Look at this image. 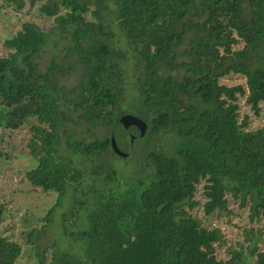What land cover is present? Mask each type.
<instances>
[{
  "label": "trees",
  "instance_id": "16d2710c",
  "mask_svg": "<svg viewBox=\"0 0 264 264\" xmlns=\"http://www.w3.org/2000/svg\"><path fill=\"white\" fill-rule=\"evenodd\" d=\"M4 1L17 10L39 2ZM38 9L52 17L48 28L26 20L4 39L11 50L0 54V124L16 128L35 119L29 145L37 163L26 177L55 192L45 219L67 194L73 203L60 212L64 234L81 242L53 253L49 264H264L255 243L252 263L240 250L219 258L215 243L223 234L213 222L232 213L230 196L249 203L251 219L264 217V122L253 129L247 115L239 118V97L257 115L264 100V0H44ZM54 33L69 39L67 52L80 63L78 82L68 89L51 80L63 69L56 57L45 70L37 61ZM130 47L139 69L135 95L122 106L119 58ZM230 73L244 82H222ZM123 113L145 119V134L169 129L175 138L170 152L147 151L146 175L123 184L111 162L81 166L61 152L65 145L88 158L106 154ZM69 120L100 122L103 136L77 138ZM200 182L202 215L191 211L200 204ZM79 208L83 225L69 230ZM21 250L0 234V264H14Z\"/></svg>",
  "mask_w": 264,
  "mask_h": 264
},
{
  "label": "rangeland",
  "instance_id": "374dc122",
  "mask_svg": "<svg viewBox=\"0 0 264 264\" xmlns=\"http://www.w3.org/2000/svg\"><path fill=\"white\" fill-rule=\"evenodd\" d=\"M44 0H39L32 6L26 2L20 10L7 5L4 0H0V54H9L10 48L4 44V39L21 27L23 21L32 20L43 28H48L52 23V17L39 11L38 5ZM248 10L247 8L245 9ZM90 17V14L87 13ZM110 34V32L108 33ZM115 35L114 33L110 36ZM49 42L44 46L37 61L41 70H45L51 62L52 57H56L58 64L63 69L57 68L52 75V82L59 84L63 89H68L78 82L80 73V63L77 54H68L65 46L69 39H60L57 34L50 36ZM116 45L123 46L118 38L114 36ZM56 40V42H55ZM186 40L179 45L182 48ZM126 55L119 58L120 62V84L122 95L120 104L128 105L130 98L135 94L132 80L138 73L137 52L132 47L128 48ZM183 58L180 56L179 59ZM73 70L69 71V66ZM182 70L178 71V74ZM245 77L240 73H230L221 78L222 82L234 84L244 82ZM71 98L73 95H67ZM240 109L239 118L248 116L249 128H257L264 122V100L260 102L261 109L257 115L244 100L239 97ZM72 106V104L70 105ZM131 108L128 110L130 111ZM118 111V110H116ZM76 111L72 109L71 116L74 118ZM127 114V113H123ZM131 116L129 119H133ZM35 119H29L16 128H6L0 124V234L15 240L22 245V250L14 264H49L53 253L59 254L61 251H72L77 248L80 240L75 241L69 234H64L63 210L67 212L72 208L69 194L64 199L63 206L56 210L52 220L45 219L48 209L55 202V192L45 191L40 186L33 185L26 177V171L37 163V156L31 151L29 142L33 136L31 124ZM67 126L76 134L77 138L86 140L103 136V127L99 122L89 125L86 121L79 123L68 121ZM90 126L89 128H87ZM115 135L118 145L128 152L126 156L115 153L112 148L106 154H99L88 158L86 155H79L67 148L61 147V152L74 159L79 165H95V163L108 162L115 166L116 177L125 184L130 177L146 175L152 166L147 160L146 153L150 149H157L170 152V147L175 140L172 131L169 129L155 133H147L139 137H131L121 122L116 127ZM88 179L82 180V185H86ZM203 182V181H202ZM202 182L199 183L195 198L200 201L191 211L198 215L203 214L202 202L204 200ZM232 213L226 217L221 215L213 219L222 229V238L215 243V253L219 258H229L234 250L242 251L243 259L252 263L254 254H251L253 243L259 249H264V217H249V203L244 206L239 205V199L230 196ZM80 210V220L72 222L73 213H69L71 220L69 230H78L83 225V209ZM45 249L46 251H43ZM77 252V251H76ZM44 254L43 262H40V255Z\"/></svg>",
  "mask_w": 264,
  "mask_h": 264
},
{
  "label": "water",
  "instance_id": "95a60500",
  "mask_svg": "<svg viewBox=\"0 0 264 264\" xmlns=\"http://www.w3.org/2000/svg\"><path fill=\"white\" fill-rule=\"evenodd\" d=\"M133 116V119H129ZM121 121L124 124L125 129L128 131L131 137H139L143 136L147 130V121L139 116H134L130 113L123 114L121 116ZM110 145L112 150L122 156H126L128 154L127 151L123 150L117 142L116 136L114 133L110 135Z\"/></svg>",
  "mask_w": 264,
  "mask_h": 264
}]
</instances>
